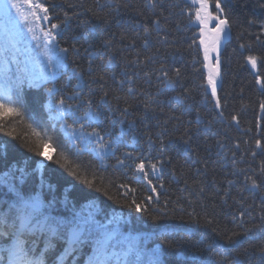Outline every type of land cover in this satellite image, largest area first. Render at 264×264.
I'll return each instance as SVG.
<instances>
[{
	"label": "snow or ice",
	"instance_id": "1",
	"mask_svg": "<svg viewBox=\"0 0 264 264\" xmlns=\"http://www.w3.org/2000/svg\"><path fill=\"white\" fill-rule=\"evenodd\" d=\"M212 3L214 12L209 10V0H186V6L181 8L182 13H187L189 25H196L199 28L198 33H194L188 50H193L194 46L202 50V59L197 60L196 56H192L193 73L200 75L198 78L193 77L191 85L186 84L188 76L183 65L175 67L169 64V58L177 54L182 55L184 51L177 46L179 43L177 39L170 40V29L167 25L177 4L170 3L165 7L164 0H144L141 8L124 3L123 0H93V4L88 7H84L83 4H69L68 8L72 11L63 12H55L53 3L50 5L53 12L50 13L49 7H45L43 3H30L29 15L33 18L32 21L29 22L28 15H22L28 33L32 34V40L38 41L35 47L19 28L12 33L5 27L3 39H0V121L7 117L23 118L28 110L24 99L25 88L37 90L43 98L38 97L36 103L46 111L47 120L54 122L49 127L53 132L59 128L63 132V137L49 135L47 130L42 135L40 131L32 129L37 137L35 144L24 141L21 147L33 156L41 158L35 170L42 172L45 167L44 162L53 163L63 168L68 175L90 191L115 200L114 196L109 195L110 187L116 186L115 182L109 180L105 185V178L99 173L102 169L106 170V161L116 155V147L123 143L124 133L121 131L118 135H114L101 128L103 109L107 107L111 110L112 102H116L115 111L119 112L120 118L113 119L111 121L113 125L117 123L123 125L126 122L135 124L137 120L144 122L149 114L164 117L163 120L158 121L157 131L147 136L150 150L147 154L134 155L132 151H125L122 153V158L116 159V166H123L126 160H131L135 171L148 180L149 185H152L151 192L155 194L145 197L144 202L134 198L129 200L128 192L136 190L129 189L128 185L121 183L118 187L125 189L123 206L132 212L150 215L148 203L154 199L158 201L161 193L157 191V186L152 184L149 175L150 173L155 175L159 181V188H165L162 175L166 166L172 163L169 143L178 140L183 145L185 157L192 165L199 167H195L191 174L182 168L177 170L175 166L172 167L171 178L177 183L182 182L183 186L178 188L180 195L176 200H165V205L171 202L184 212L181 200H188L189 204L195 203L196 201L189 199L195 195L204 212L201 215L193 208L192 212L187 213L189 222L196 226L191 231L195 232L199 228L207 230L201 239L190 243V247L194 250L190 255L180 258L181 264H252L253 257L256 258V264H264V238L259 239L258 243L251 242L254 237H264V124L257 123L258 138L254 139L247 148L241 150L238 141L229 148L228 130L233 125L239 128L241 121L238 113L228 112L230 94L224 93L222 96L220 92L221 47L232 39L233 27L240 25V20L232 12L233 0H212ZM9 6L20 12L18 4L4 0L5 15L8 14ZM77 7L83 11H76ZM105 8L108 11H105ZM121 8H131L142 18L135 23V27L140 30L136 33L141 39L140 47L137 48L135 38L130 39L126 33L120 32L119 41L122 47L114 52L118 34L110 32L108 38L102 40L100 48L89 43L84 50L87 54L89 79L85 80V70L76 61H72L75 66L71 67V75L68 79L76 80V84L70 92L57 87L58 76L67 73L70 67L69 54L80 53L77 42L82 38L73 35L71 37L73 42L67 47H61L59 38L62 37L63 32L71 27L73 20L79 21V25L85 28V38L95 31V28L90 26V20H81V16L85 14H90L104 25L100 31L108 32L112 23L110 19L112 13H119ZM144 9L152 11L150 19L145 17ZM54 20L58 22H53ZM119 23L117 21V25ZM244 23L248 27H255L257 31L249 33L254 37V42L238 43V47L248 52L244 60L256 69L258 60L264 63V58L253 54L254 43H264V19L252 16L246 18ZM38 25L42 40L36 35ZM176 27L179 28V24ZM243 34L242 32L238 36V41ZM154 43L160 46L153 47ZM125 47L131 49V52L122 57L123 78L117 83L121 88L127 83L128 87L126 95L121 96L115 90L106 87V77L107 70ZM149 48H152L151 52L148 51ZM105 56H107L106 61ZM97 58L101 60L99 66L95 65ZM197 63L200 67L195 66ZM140 76L149 85L155 78L157 81L155 90L138 89L135 86V79ZM112 79L115 80L114 73ZM256 84L264 93V77L257 75ZM177 87L180 89L178 92ZM166 91L176 94L162 99ZM97 92H99L98 99ZM197 94L200 96V105L205 109L211 105L215 113L206 123L198 109L195 111L194 120H185L183 112L177 114L176 107L173 106L175 104L186 112L192 109L193 105L190 101H194ZM137 95L142 97L140 103L143 106V114L128 121L127 117L133 109L129 99ZM257 102L261 120H264V98H258ZM217 123L222 125V128H216L213 132ZM29 127L32 125L30 124ZM245 131L250 132L251 129ZM202 132L205 134L212 132L216 137L214 141L218 149L216 156L230 161L232 167L231 172L223 179L218 181L213 176L210 181L215 188L213 196L207 198L213 201L212 212L207 210L208 205L204 203L206 185L209 183L206 177L212 145L205 148V152L209 154L206 156H201L192 148L194 137H198ZM6 135L13 136V133L8 132ZM5 147L0 145V148ZM44 149L52 151L46 153ZM57 150L59 155L54 156ZM89 150L93 160L74 162V165L67 162L68 152L71 151L79 156ZM151 151L156 153L154 162L148 158L151 156ZM238 152H240L239 156ZM246 156H250L252 161L260 158L256 167L252 165L247 168L238 167ZM18 171L20 173L18 182L14 176L10 179L9 173L0 177V185L5 186L0 188V264H68L69 260L71 264H144L143 250L138 247V238L122 231L120 217L113 215L109 218L105 215L103 219L99 218L101 210L93 199H86L77 208L75 202H71L69 207L67 194L62 201H58L55 196L46 198V181L42 174L37 189L31 193L26 192L23 185L27 171L25 168ZM200 176H204L205 179H198ZM240 177L243 187L234 196L232 190L240 182ZM53 187L47 184L49 191ZM245 192L260 194L258 222L248 224L245 220V217L256 219L251 211L253 205L246 204L248 197ZM185 193L187 195H184ZM217 197L219 204L225 208L239 206L230 213L233 228L221 227L215 212ZM229 200L232 204H229ZM58 205L62 206L58 207ZM151 218L160 219L159 216H151ZM179 218L183 220L184 216L181 215ZM241 236L249 238L247 246L242 248L239 245ZM163 246L162 240L161 244L152 250L147 264H164ZM167 246L171 249L179 245L169 243Z\"/></svg>",
	"mask_w": 264,
	"mask_h": 264
},
{
	"label": "trees",
	"instance_id": "2",
	"mask_svg": "<svg viewBox=\"0 0 264 264\" xmlns=\"http://www.w3.org/2000/svg\"><path fill=\"white\" fill-rule=\"evenodd\" d=\"M11 3H16L20 6V12H17V9L12 8L13 17L11 20L5 18L4 13H0V39H3V29L7 27L10 32L14 33L18 28L22 29L24 36L26 33L27 26L23 19V15H28L29 22L32 21L31 15H29V4L30 3H43L45 7H49L50 13L53 12V8L50 7L51 4H55V12L63 11H72L68 8L69 4H83L84 7L91 6L93 0H11ZM124 3H130L139 7H143L144 0H123ZM170 3H175L178 6L173 9L174 14L167 21V25L170 29V40L175 38L179 41L177 44L178 47L182 48L183 54H177L174 57L169 58V64L171 66L180 67L184 66L185 74L188 76L186 84L191 85L193 77H199L200 74L193 73V64L192 56H196L197 60L202 59V50L199 47L189 51L188 45L192 42L194 38V33H198L199 28L196 25H189L187 20V13H182L181 8L186 6V0H164L165 7ZM210 10L215 11L214 4L212 0H209ZM264 0H233L232 3V12L235 16L239 17L240 25L234 26L232 30V39L225 44L224 52L221 57V82H220V92L223 96L224 93H229V108L228 112H235L239 114L240 118V127L237 128L233 125L228 130V145L229 148H232L234 142L238 141L241 144V150H244L251 144V142L258 138L256 135L257 123L264 124V120H261V113L258 107V98H264V93L259 90V86L256 84V76L260 75L264 77V63L258 60L257 68L253 69L251 65L247 64L244 60V56L248 54L247 51L241 50L238 47V43H247L249 41L254 42V37L249 35V33H255L257 29L255 27H248L245 22L248 17H256L257 19H264ZM76 11H83V9L77 7ZM105 11H108L105 8ZM145 17L151 18L152 11L150 9H144ZM15 14V15H14ZM23 14V15H22ZM18 16V20H16ZM112 23L109 27L108 32L100 31L104 25L99 21L93 18L90 14H85L81 16V20H90L91 27L95 28L90 35H87L85 38V28L79 25V21L73 20L71 27L67 28L62 37L59 38L60 46L67 47L73 41L71 37L73 35L81 36L77 42V47L80 48V53L77 55L75 53H70L68 57L69 69L68 72L60 75L56 80L57 87L61 88L65 92H70L72 87L76 84V80H69L68 77L71 75V67L75 66L72 64V61H76L84 70H85V80H88L87 74V54L85 53V48L88 47L89 43L95 45L97 48H100L101 42L104 39L108 38L110 32H116L117 38L113 51H117L118 48L122 47L119 41V33L124 32L127 36L135 38L137 41V48L141 45V39L136 35L140 30L135 27L137 20L142 18L137 16L136 13L131 9L121 8L119 13H112L110 17ZM119 21V25H117ZM53 22H58L54 20ZM179 24V28L176 25ZM246 29V31H245ZM39 29L36 27V33ZM244 33L242 38L238 41V36L241 33ZM142 35V33H141ZM67 41V43H66ZM198 43V40H197ZM127 44V41H125ZM159 44L154 43L153 47H159ZM101 51H107L101 49ZM149 52L152 51V48L148 49ZM131 49L124 48L122 52L117 55V58L113 65L107 70V84L106 87L110 90H115L119 95H126L127 83L121 88L118 86V81L123 77L121 75L122 69L124 67L123 56L129 55ZM253 54L258 57L264 58V43L255 44ZM107 56H105V61ZM101 60L96 59L95 65L99 66ZM200 67L199 63L195 65ZM14 68V65L12 66ZM113 73L115 74V80L112 79ZM157 81L155 78L152 80V84L149 85L145 83L142 76L135 79V86L138 89H149L154 91ZM51 86V85H49ZM94 87H96L94 85ZM180 89L177 87L176 91ZM241 90H243L241 92ZM176 93L171 91H166L162 99H166L174 96ZM43 98L41 94L35 89L25 88L24 99L28 105V110L25 112L23 118L21 117H7L3 121H0V145L6 146L5 148H0V177H3L5 173H9V178L13 176L18 178L20 176L19 169L25 168L27 175L25 176V183L23 185L26 192L31 193L34 189H37L39 185V178L42 174L46 181L45 185V197L51 198L55 196L58 201H62L64 196L67 194L69 199V207H71V202H75L77 208L80 204L84 203L86 199H93L96 201L97 206L101 210V216L99 218L103 219L105 215L111 218L113 215L120 217V223L122 225V231L125 234H130L133 237L138 238V247L143 250V262L147 264L149 256L154 248L161 244V241H164L163 246V255L162 260L164 264H181L180 258L190 255L192 249L190 243L202 238V235L207 231L204 228H199L195 232H192L191 229L196 226L189 222L187 213L192 212L193 208L197 213L203 215L204 208L200 206L198 198L193 195L189 199L196 201L195 203L189 204L188 200H181V203L184 206V212H181L180 208L174 205L173 203H168L165 205V200L175 201L177 196L180 195L178 188L182 187V182H175L170 175V171L173 166L180 170L181 168L191 174L195 167L199 165H192L185 155L183 154V145L180 141L174 140L169 143V155L171 156L172 163L166 166V169L162 175V180L165 185V188H159V181L155 175H149V179L152 180V184L157 186V191L161 193L160 199L153 200L148 203L150 209V215L144 213H136L130 211L127 207L123 206L124 192L125 189L119 188L118 185L123 183L128 185L129 189H135V192H128V199H136L139 202H144L145 197L149 195L155 196L151 192L152 185H149L148 180L143 178V175L135 171L134 163L131 160H126L123 166H116V159L122 158V153L125 151H132L134 155L147 154L150 150L147 145V136L150 133H155L157 131V123L164 119L162 116H157L156 114H149L146 121L141 122L137 120L135 124L125 123L123 125L117 123L113 125L111 121L113 119L118 120L120 118L119 112H116V102H112L111 110L107 107L103 109V116L101 122V128L106 132H111L114 135H118L123 131V143H120L116 147V155L109 158L106 161L107 168L106 170H101L99 175L103 176L105 185L108 184L109 180L114 181L116 186H111L109 195L114 196L116 199H108V197L90 191L84 185L79 183L77 180L73 179L68 173L61 167L50 163L44 162L45 167L40 171H36V165L40 162L41 158L33 156L31 153L27 152L24 148L21 147V143L28 141L35 144L37 137L33 134L32 129L35 128L37 131H40L43 135L45 130L48 131L49 135L56 136L57 138L63 137L60 129L57 128L55 132L49 127L54 122L47 120V113L45 110L41 109L40 105L36 103L37 98ZM99 92L96 94L98 99ZM142 97L137 95L136 97L130 98L129 102L133 105L131 113L128 115L127 120L132 121L136 116L143 114V106L140 103ZM200 96L196 95L194 101H190L193 107L188 111H184L183 108L176 106V113L180 114L183 112V118L185 120L195 119V111L198 109L204 117L205 123L207 120L211 119L215 113L212 111L211 105H208L205 109L199 103ZM123 105L121 104V107ZM227 114V112H226ZM32 127H29V125ZM170 130H171V126ZM203 127V125L201 126ZM130 128H133V134L126 135V131ZM216 128H222V125L217 123L213 128V132ZM251 129L250 132L245 131ZM90 131V129H89ZM12 132L13 136H8L6 133ZM223 135V133H221ZM216 137L212 135V132L207 134L201 133L198 137H194L192 142V148L199 152L201 156L209 155L205 152V148L208 145H212L211 154L209 156V165H208V174H207V183L205 200L204 203L208 205V211L212 212V203L213 201L207 199L212 197L215 188L210 183L213 176L219 181L225 177L227 173H230L232 170L230 161H225L219 159L216 156L218 149L215 146ZM248 143H245V142ZM235 150V149H233ZM46 153L51 152V149H44ZM258 151V150H257ZM238 156L240 152L237 153ZM59 155V150L54 153V156ZM156 153L151 151V156L149 159L155 160ZM252 161L250 156H246L242 163L238 164L240 168H247L249 165L256 167L258 160ZM93 160V157L90 155V150L79 156L75 155L73 152H68V163L74 165V162H88ZM94 163H98L93 161ZM91 179V175L89 174ZM99 178V177H98ZM97 178V179H98ZM195 178V177H194ZM198 179H205L204 176L198 177ZM47 184L53 185L51 191L48 190ZM5 186L0 185V188ZM243 187L242 177H240V182L233 188V195L236 196L239 189ZM67 189V193H66ZM184 195H187L185 193ZM245 195L248 197L246 204L253 205L251 211L253 216L256 218L253 220V217H245V220L248 224L252 222H258V213L259 206L261 205L260 194H251L245 192ZM116 201H121L117 203ZM216 208L215 212L217 214V219L220 222L221 227L233 228L234 225L231 222V212L235 211L239 206L233 205L231 209L225 208L219 204L218 197L216 198ZM229 204H232V201L229 200ZM62 205H58L61 207ZM183 215L184 219L181 220L179 217ZM151 216H159L160 219L153 220ZM247 226V225H246ZM210 234V233H209ZM264 237H254L251 242L258 243L259 239ZM176 244L178 247L168 248V244ZM249 243V238L246 236H241L239 238L240 247H245ZM252 264H256V258H252Z\"/></svg>",
	"mask_w": 264,
	"mask_h": 264
},
{
	"label": "bare ground",
	"instance_id": "3",
	"mask_svg": "<svg viewBox=\"0 0 264 264\" xmlns=\"http://www.w3.org/2000/svg\"><path fill=\"white\" fill-rule=\"evenodd\" d=\"M133 131H134L133 128H130L128 131H126V135L133 134L134 133Z\"/></svg>",
	"mask_w": 264,
	"mask_h": 264
},
{
	"label": "water",
	"instance_id": "4",
	"mask_svg": "<svg viewBox=\"0 0 264 264\" xmlns=\"http://www.w3.org/2000/svg\"><path fill=\"white\" fill-rule=\"evenodd\" d=\"M223 45H224V44H223ZM223 45H222V47H221V51H222Z\"/></svg>",
	"mask_w": 264,
	"mask_h": 264
}]
</instances>
